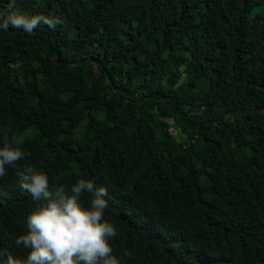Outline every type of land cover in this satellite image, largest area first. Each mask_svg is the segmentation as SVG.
Here are the masks:
<instances>
[{"label":"trees","instance_id":"16d2710c","mask_svg":"<svg viewBox=\"0 0 264 264\" xmlns=\"http://www.w3.org/2000/svg\"><path fill=\"white\" fill-rule=\"evenodd\" d=\"M14 10L61 21L0 30V138L30 154L17 167L103 186L121 264H264V0ZM15 172L0 178V250L25 259L36 202Z\"/></svg>","mask_w":264,"mask_h":264},{"label":"clouds","instance_id":"9594fccd","mask_svg":"<svg viewBox=\"0 0 264 264\" xmlns=\"http://www.w3.org/2000/svg\"><path fill=\"white\" fill-rule=\"evenodd\" d=\"M15 0H9L8 8H0V30H22L32 33L41 25L55 28L61 23L54 16L28 15L14 10ZM0 178L5 177L6 167L15 168L19 187L28 192L36 202L27 218L28 231L15 243L28 249L25 259L14 258L7 249L0 250L4 264H121L112 255L109 240L117 236L115 226L105 219L108 201L107 190L97 187L92 180L80 179L70 189L63 184L49 182V176L36 171L25 163H17L30 155L18 145V138L7 135L0 138ZM89 194L85 205L83 197ZM125 255H131L126 252Z\"/></svg>","mask_w":264,"mask_h":264},{"label":"rangeland","instance_id":"374dc122","mask_svg":"<svg viewBox=\"0 0 264 264\" xmlns=\"http://www.w3.org/2000/svg\"><path fill=\"white\" fill-rule=\"evenodd\" d=\"M28 135H35V130L32 128L27 129L19 138V142H22Z\"/></svg>","mask_w":264,"mask_h":264}]
</instances>
